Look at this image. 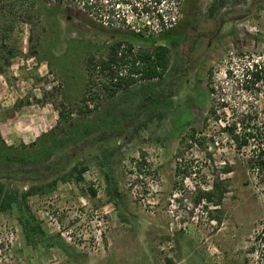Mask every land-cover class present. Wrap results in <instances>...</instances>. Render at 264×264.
<instances>
[{"label":"rangeland","instance_id":"obj_1","mask_svg":"<svg viewBox=\"0 0 264 264\" xmlns=\"http://www.w3.org/2000/svg\"><path fill=\"white\" fill-rule=\"evenodd\" d=\"M83 1L0 0L7 146L40 142L57 108H76L86 57L118 27L145 37L173 26L170 40L155 42L169 47V69L101 105L100 113H128L111 139L70 141L64 180L22 206L33 232L16 206L0 210V264H255L264 176L252 165L253 144L237 150L223 123L247 111L264 121V79L250 89L239 81L245 64L264 60V0H90L91 9ZM150 45L133 40L135 50ZM169 83L171 105L138 107L149 85L158 94Z\"/></svg>","mask_w":264,"mask_h":264},{"label":"trees","instance_id":"obj_2","mask_svg":"<svg viewBox=\"0 0 264 264\" xmlns=\"http://www.w3.org/2000/svg\"><path fill=\"white\" fill-rule=\"evenodd\" d=\"M83 2L87 9L92 8L93 3L90 0ZM156 16L163 24L159 11ZM118 28L110 44L100 49L99 53L89 54L86 57L87 79L80 100L74 105L76 108H71L67 114L61 108H57L58 121L53 128L40 134L38 137L40 142L33 141L28 146L21 144L20 148L16 149L7 146L0 137V210L16 206L20 212L19 219L26 232H33L35 227L29 225L30 222L24 215L22 206H25L27 197L50 192L54 190L58 181L64 180L62 174L69 168L67 166L72 156L65 155L66 149L71 145L70 141L85 143L87 139H91L92 142H105L111 139L115 132H120L121 128L118 129L113 125L116 122L118 124L120 117L128 113L119 114L114 111L100 113L101 105L111 101L120 89L129 87L138 80L149 81L159 78L161 81L169 69V47L155 42L159 39L170 40L169 35L172 34L173 26L145 37L142 33ZM138 37L151 45L135 50L133 40ZM123 67L126 68L125 73L121 70ZM241 72L239 81L242 82V86L246 89L253 88L264 79V60L254 59L251 63L245 64ZM95 74L99 79L97 83L94 80ZM177 77L174 76L172 82H175ZM96 84L100 86V91L94 90L93 86ZM171 84L169 83L166 88L169 89ZM149 86L147 93L139 101L140 109L172 104L170 89L168 91L160 89L156 94ZM211 90H213L212 87ZM110 108L114 110L116 105L114 107L111 105ZM75 112L78 113L77 117H74ZM209 114L208 117L215 116V119H218L216 109H211ZM256 116L257 113L251 111L240 113L231 121H224L223 130L226 136L233 141L237 150L253 144L252 165L258 174L264 176V121H257ZM222 120H224L223 117ZM62 123H64L63 126H61ZM107 123L111 129L107 128ZM58 130L60 133L56 132ZM64 131L65 133L74 132L78 136L61 134ZM195 134L196 131L192 128L191 138ZM73 169L74 167L71 171ZM85 170L84 166L78 170L77 180L83 179L82 174ZM225 170L230 171L231 169L228 167ZM17 182H23L27 186L20 189L16 185ZM89 190L92 195H95V190L92 188ZM206 197L211 198L210 195ZM251 250L257 256L255 264H264V221L253 238Z\"/></svg>","mask_w":264,"mask_h":264},{"label":"built area","instance_id":"obj_3","mask_svg":"<svg viewBox=\"0 0 264 264\" xmlns=\"http://www.w3.org/2000/svg\"><path fill=\"white\" fill-rule=\"evenodd\" d=\"M166 28H168V27H166Z\"/></svg>","mask_w":264,"mask_h":264}]
</instances>
